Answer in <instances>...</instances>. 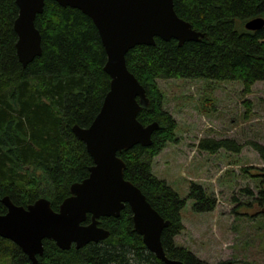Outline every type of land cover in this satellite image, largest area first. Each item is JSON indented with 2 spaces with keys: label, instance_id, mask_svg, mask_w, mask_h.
Segmentation results:
<instances>
[{
  "label": "trees",
  "instance_id": "obj_1",
  "mask_svg": "<svg viewBox=\"0 0 264 264\" xmlns=\"http://www.w3.org/2000/svg\"><path fill=\"white\" fill-rule=\"evenodd\" d=\"M180 17L206 34L199 41L180 45L176 39L156 37L154 45H137L126 55L128 69L150 98L138 119L144 125L159 123L152 144H137L118 152L126 162L125 178L136 184L169 225L162 233L166 254L188 264H209L178 246L175 238L184 229L182 210L187 199L198 213L216 208L217 199L195 182L187 198L153 172V162L170 142L176 141L177 122L164 109L159 79H210L242 81L245 91L264 81V27L248 30L245 23L264 18V0H174ZM16 0H0V214L2 199L28 206L41 197L54 210L70 195V187L88 177L93 158L73 132L74 125L89 127L110 90L111 77L98 28L81 10L47 0L36 18L42 35V54L27 66L20 62L14 22ZM264 159V145L249 142ZM199 149L239 153L243 145L233 138H202ZM245 172L252 173L245 167ZM254 175V174H253ZM256 202L264 212V168ZM248 193H252L251 190ZM263 214V213H261ZM90 221L88 216L87 222ZM109 238L81 249L63 250L44 240L38 264H165L152 253L134 228L129 205L119 217H102ZM0 264H33L13 241L0 236ZM219 264H234L221 261Z\"/></svg>",
  "mask_w": 264,
  "mask_h": 264
},
{
  "label": "water",
  "instance_id": "obj_2",
  "mask_svg": "<svg viewBox=\"0 0 264 264\" xmlns=\"http://www.w3.org/2000/svg\"><path fill=\"white\" fill-rule=\"evenodd\" d=\"M46 1L16 0V50L24 67L42 54V35L35 21L44 11ZM54 1L77 8L93 20L107 55L104 70L111 77V84L102 108L89 127H73L94 163L87 178L71 185L70 195L59 210H54L46 197L25 207L5 196L2 201L7 212L0 214V236L13 241L33 264H38V256L45 251L44 240L54 241L63 250L103 241L111 232L101 226V218L119 217L129 205L134 228L147 248L165 264H188L166 254L162 233L170 221L152 206L136 184L125 178L126 162L118 152L137 144L151 145L152 135L159 128L158 122L144 125L138 119L139 112L150 106V98L128 69L129 50L137 45H154L156 37L173 38L182 45L199 41L206 34L178 15L174 0ZM245 27L259 30L264 27V18L250 19Z\"/></svg>",
  "mask_w": 264,
  "mask_h": 264
},
{
  "label": "rangeland",
  "instance_id": "obj_3",
  "mask_svg": "<svg viewBox=\"0 0 264 264\" xmlns=\"http://www.w3.org/2000/svg\"><path fill=\"white\" fill-rule=\"evenodd\" d=\"M158 83L163 107L177 128L176 141L155 157L154 174L183 198L195 182L217 199L216 208L204 213L196 212L194 201L187 199L182 210L185 229L176 236V244L209 264L223 260L264 264V212L255 201L260 187L255 174L264 168V159L249 143L264 145V81L248 92L239 80L159 79ZM209 137L233 138L243 145L242 151H202L199 142Z\"/></svg>",
  "mask_w": 264,
  "mask_h": 264
}]
</instances>
